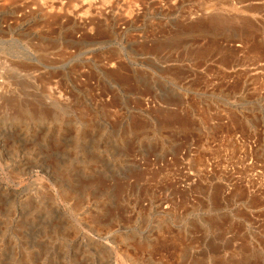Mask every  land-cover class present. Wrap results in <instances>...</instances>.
Returning a JSON list of instances; mask_svg holds the SVG:
<instances>
[{"label":"rangeland","instance_id":"374dc122","mask_svg":"<svg viewBox=\"0 0 264 264\" xmlns=\"http://www.w3.org/2000/svg\"><path fill=\"white\" fill-rule=\"evenodd\" d=\"M0 98V264H264V0H0Z\"/></svg>","mask_w":264,"mask_h":264},{"label":"bare ground","instance_id":"6f19581e","mask_svg":"<svg viewBox=\"0 0 264 264\" xmlns=\"http://www.w3.org/2000/svg\"><path fill=\"white\" fill-rule=\"evenodd\" d=\"M3 96V95H2ZM1 99V98H0ZM7 99V98H6ZM7 100H3V101H0V106L2 105V107L4 108V106L8 105L7 104Z\"/></svg>","mask_w":264,"mask_h":264}]
</instances>
